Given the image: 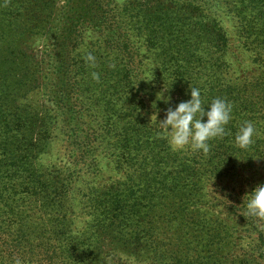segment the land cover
<instances>
[{
	"label": "trees",
	"instance_id": "1",
	"mask_svg": "<svg viewBox=\"0 0 264 264\" xmlns=\"http://www.w3.org/2000/svg\"><path fill=\"white\" fill-rule=\"evenodd\" d=\"M213 1L219 0L144 2L150 9L144 40L157 66L154 92L175 93L187 101L190 87H196L205 111L216 98L232 105L225 136L210 140L209 151L203 153L173 151L159 134L156 116L154 126L136 122L140 99L131 52L137 46L124 35L133 29L142 32L143 25H138L139 19L136 24L128 20L117 0H65L62 5L59 0H0V264H107L110 254L126 248L167 257V243L157 246L155 238L145 237L150 229L141 234L134 228L137 216H142L138 191L146 199L145 209L154 205L155 235L170 216L183 214L186 205L206 198L222 206L225 195L216 191L229 188L224 186L225 171H264V0L223 1L237 23V40L253 64L249 73L233 80L232 38ZM57 12L64 22L55 25L49 51L53 78L42 80L19 51L29 36L47 32ZM87 29L102 37L94 53L110 47L114 63L95 59L92 66L80 59ZM42 85L49 87L53 109L38 111L21 103ZM118 101L126 108L119 114ZM58 109L65 110L66 150L72 155L50 171H39L32 154L45 140L42 123L52 121ZM89 117L100 124L92 127ZM107 117L113 122L103 125ZM245 121L253 123L255 135L242 149L235 135ZM100 146L104 154L116 156L117 172H124L135 158L128 176L145 179L149 188L126 190L117 179L97 187L86 152ZM152 160L154 171H139ZM230 186L238 196L244 192ZM224 207L234 209L236 221L253 232L264 250V219L247 215L242 203ZM199 209L190 211L201 213Z\"/></svg>",
	"mask_w": 264,
	"mask_h": 264
},
{
	"label": "rangeland",
	"instance_id": "2",
	"mask_svg": "<svg viewBox=\"0 0 264 264\" xmlns=\"http://www.w3.org/2000/svg\"><path fill=\"white\" fill-rule=\"evenodd\" d=\"M64 1L59 0V4L62 5ZM146 1L117 0V4L125 10V17L128 20L136 24L139 19L140 23L138 25H143L142 32L133 29L124 35V37L125 39H130L128 41L130 43L133 42L138 47H136L137 49L132 48L131 52L133 56L131 64L136 70V76H138L134 84L136 87L135 92L138 93L137 97L140 99V103L136 106L140 117L136 119V122L154 126L155 114H157L158 120L163 119L167 108H175L177 104L184 100L181 95L175 93L171 94L169 92L160 95L154 92V73L157 71V66L154 62V51H147L144 40L147 33L145 25L147 19H149L147 13L150 11L144 4ZM223 1H213L214 5H211L222 19L225 29L228 30L232 38V49L229 51V61L231 63L229 79L233 80L242 76L243 73H249L247 70L251 69L253 64L250 59V53L244 51L237 40V23L231 18L228 6ZM139 13L142 14L140 17H138ZM52 20L51 25L44 35L29 36L24 40L22 50L19 51V56H23L22 61L31 66V70L35 71V76L42 80L44 77L48 80L53 78L54 66L51 60L52 54L49 51L52 49V43L55 41V25H62L64 22V18H61L60 12L55 13ZM130 26L132 24L129 22ZM84 36L85 38L83 39L80 50V59L87 62L85 58L90 53L99 61L108 60L110 64L114 63L116 59L112 48L105 46L99 53H94L99 46L97 41L102 39L97 30L87 29V32H84ZM163 95L165 97H171L169 104H165L162 100H157ZM96 98L95 96L94 99ZM23 100L21 103L29 104L33 110L38 109V111H41L48 109L50 111L55 107L53 103L54 98L49 91V87H45L44 85L40 87V90L33 91L27 97L23 98ZM97 101L100 102L99 99ZM123 106L124 104L118 101L115 107L117 114L125 111L126 108ZM58 111L59 113L53 114L52 121H44L42 123L40 135L45 140L37 148V150L39 149L38 151L36 150L37 153L32 154L36 156L34 165L39 171H50L53 167H58L64 161L69 160L72 155L69 150H66L68 145V130L65 125V110L58 109ZM94 113L96 112L94 111ZM87 121L92 127L100 124L99 119L95 117H89ZM102 122L103 125H110L113 121L107 117ZM84 140L81 141L83 142ZM102 151L103 148L100 146L96 149H89L86 152L88 157L87 161L92 160L93 162L92 169L89 173H92L97 187H105L107 182H112L113 179H117L126 190L131 187L139 189V187L144 185L145 188H149V183L145 184L144 182L145 179H134L128 176L127 171L129 173L133 171L131 166L134 164L135 158L127 165V169L122 170L125 173L117 172L115 170L117 166L116 156L113 155V152L106 155ZM142 165L143 168L139 169V171H154L152 168L154 160L147 165L145 161ZM78 172L82 174L86 173V171ZM234 173L237 175V178L234 177L233 179L232 176L235 175ZM228 175L229 178H227ZM258 184H264V171H225L224 186L229 188H226L225 191H216V193L222 192L225 195L224 198H220L223 203L222 206H220L219 202L218 204L216 202H207L206 198H203L204 200L198 202L196 205H186L183 214L178 213L177 215L173 214L170 216L172 218L171 221L163 224L162 228L159 231L157 230L155 235L153 233L154 205L145 209L143 204L146 199L138 191L137 194L141 196L137 198V209L140 210L139 213L142 216H137L138 220L134 228L142 231L141 234L146 229H150V231L145 232V237L155 238V244L157 246L167 243L169 253L167 257H160L159 254L154 257V253H142L141 250L132 251L131 248H126L123 252L135 255L138 264H264V250L255 239L253 232L250 229L245 231L244 227L236 221L235 216L232 215L234 209L229 208L227 210L224 207V205L232 207V205L238 206L241 203L245 204L247 199V197H244L247 193L246 191L250 192ZM230 185H233L238 191L244 192L238 196ZM148 199V202L151 203L152 199ZM197 207H201L199 209L201 213L190 211V209H197ZM146 225L149 228H146ZM131 231L129 230V232Z\"/></svg>",
	"mask_w": 264,
	"mask_h": 264
},
{
	"label": "clouds",
	"instance_id": "3",
	"mask_svg": "<svg viewBox=\"0 0 264 264\" xmlns=\"http://www.w3.org/2000/svg\"><path fill=\"white\" fill-rule=\"evenodd\" d=\"M85 59L95 66V57L92 54L89 53ZM92 75L94 79H99L97 73L93 72ZM157 100L169 104L171 97L163 95ZM207 109L205 111L199 89L190 87L189 100L180 102L175 108H167L163 119L158 120L155 114L159 134L163 135L173 151L191 149L207 153L210 140L225 136L226 127L232 119V105L224 99L216 98ZM254 135L253 123L245 121L235 135V142L242 149L248 148L254 142ZM244 197H247V215L264 219V184H258ZM107 264H138V260L135 255L116 250L107 257Z\"/></svg>",
	"mask_w": 264,
	"mask_h": 264
}]
</instances>
